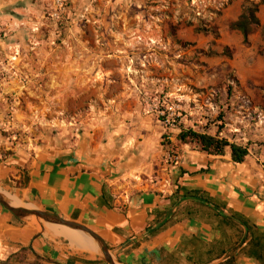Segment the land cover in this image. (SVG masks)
<instances>
[{
    "label": "rangeland",
    "instance_id": "374dc122",
    "mask_svg": "<svg viewBox=\"0 0 264 264\" xmlns=\"http://www.w3.org/2000/svg\"><path fill=\"white\" fill-rule=\"evenodd\" d=\"M233 1L0 0V136L12 148L7 154L16 148L30 159L52 141H80L85 120L94 124L86 134L116 137L123 146L142 136L151 151L163 136L173 142L180 127L211 135L222 127L219 136L231 141L245 139L234 128L264 137V109H252L237 81L260 67L254 79H263L264 89V27L245 47L226 26ZM50 79H96L86 90L100 93L54 100ZM181 152L164 149L162 164L174 166Z\"/></svg>",
    "mask_w": 264,
    "mask_h": 264
},
{
    "label": "crops",
    "instance_id": "0c3cea01",
    "mask_svg": "<svg viewBox=\"0 0 264 264\" xmlns=\"http://www.w3.org/2000/svg\"><path fill=\"white\" fill-rule=\"evenodd\" d=\"M244 1L234 0L226 10L227 27ZM258 19L261 29L264 17ZM250 67L248 78L237 81L252 109L262 111L263 79H254L261 68ZM97 82L50 79L46 85L52 87V99L70 101L99 94L86 90ZM93 125L85 120L80 141L66 146L52 141L30 159L16 148L7 154L12 148L0 136V190L10 192L20 206L91 229L119 264H264L261 133L230 131L245 138L228 140L247 149L241 164L231 160L229 149L213 156L182 146L179 161L166 166L161 143L151 151V141L139 136L123 146L116 137L86 134ZM68 236L54 226L16 219L0 207V264H106L98 252H84Z\"/></svg>",
    "mask_w": 264,
    "mask_h": 264
},
{
    "label": "trees",
    "instance_id": "16d2710c",
    "mask_svg": "<svg viewBox=\"0 0 264 264\" xmlns=\"http://www.w3.org/2000/svg\"><path fill=\"white\" fill-rule=\"evenodd\" d=\"M263 4L264 0H261L258 3L251 0H245L242 4L241 14L235 22L229 25L230 30L240 33L243 37V44L245 46L249 45L248 38L261 26L258 19V12L260 6ZM215 36L218 37V35ZM226 52H228L227 49ZM211 54L213 56L219 55L215 52ZM230 90L231 87L228 88V95H230ZM179 130L180 132L174 136L173 142L170 141V138L173 135L162 137L161 146L165 150L173 152L175 150H179L182 146H190L202 153L218 156L224 155L226 149H229L231 160L236 164L243 163L248 156L246 148L231 144L228 139L219 136L221 130H223L222 127L218 128L217 133L214 135L200 133L192 129H184L182 127H180ZM190 194V192H187V195Z\"/></svg>",
    "mask_w": 264,
    "mask_h": 264
},
{
    "label": "water",
    "instance_id": "95a60500",
    "mask_svg": "<svg viewBox=\"0 0 264 264\" xmlns=\"http://www.w3.org/2000/svg\"><path fill=\"white\" fill-rule=\"evenodd\" d=\"M0 207H2L4 210L10 213L16 219L22 221L35 220L40 225L44 224V225L60 226L76 232L83 233L84 235L88 236L96 243L99 250L98 253L101 259L106 264H119V262L115 261L111 256L110 251L104 240L98 234L93 232L91 229L87 228L86 226L80 223L64 220L60 217L49 214L47 212L38 209L23 207L20 206L19 204L15 206L13 200L9 199L3 193H0Z\"/></svg>",
    "mask_w": 264,
    "mask_h": 264
},
{
    "label": "bare ground",
    "instance_id": "6f19581e",
    "mask_svg": "<svg viewBox=\"0 0 264 264\" xmlns=\"http://www.w3.org/2000/svg\"><path fill=\"white\" fill-rule=\"evenodd\" d=\"M0 193H3L9 199L13 200V202L15 203V206L18 205L10 192H7L6 190L1 189ZM50 226H54V225H50ZM54 227H57L59 231L65 232L66 235H69L68 237H70L77 245L81 246L84 252H91V251L99 252L96 243L91 238L84 235L83 233L76 232V231L70 230L65 227H60V226H54Z\"/></svg>",
    "mask_w": 264,
    "mask_h": 264
},
{
    "label": "built area",
    "instance_id": "2783aa9c",
    "mask_svg": "<svg viewBox=\"0 0 264 264\" xmlns=\"http://www.w3.org/2000/svg\"><path fill=\"white\" fill-rule=\"evenodd\" d=\"M173 160L177 163L178 162V160H179V158H177V157H174L173 158Z\"/></svg>",
    "mask_w": 264,
    "mask_h": 264
}]
</instances>
